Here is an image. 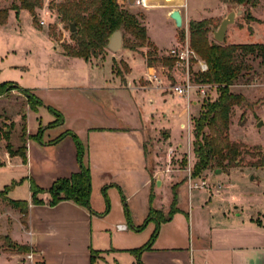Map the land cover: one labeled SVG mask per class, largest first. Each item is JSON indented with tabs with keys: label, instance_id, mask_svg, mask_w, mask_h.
<instances>
[{
	"label": "rangeland",
	"instance_id": "374dc122",
	"mask_svg": "<svg viewBox=\"0 0 264 264\" xmlns=\"http://www.w3.org/2000/svg\"><path fill=\"white\" fill-rule=\"evenodd\" d=\"M59 1L62 0H42V7L35 9L34 19L27 9L20 8L16 12L9 8L6 22L0 26V83H7L11 87L6 94L0 95V191L6 190L5 198L0 195V264H39L31 261L29 252H21L19 249V240L27 236L24 228L27 215H22L20 208L10 203V200L30 201L32 187L45 191L54 181L63 178L60 174H63V161L69 159L68 150H72L71 154L79 168L84 165L89 169V211L100 215L92 224L95 249L114 246L127 232L133 241L144 243H152L158 234L165 235L173 231L187 234L185 214L182 222L174 218L170 224L166 223L177 212L176 210L169 215L172 184L183 181L182 188H179L180 184L176 186V207L186 208L189 202L196 207L211 198L208 207L213 218L210 222L212 230L231 235L228 239L235 246L249 245L264 249V166H258L256 162L264 159V63L252 55L246 56L244 61L251 68L244 70L231 85V90L242 94L247 104L233 107L228 136L232 141L243 143L253 154L244 153L236 166L225 170L213 167L204 171L201 176L192 177V184H200L201 179L205 178L207 185L189 191L188 168L191 170L194 164L193 119L205 100L216 97V90L211 85L202 95L195 88L190 100L196 102L189 105L184 99L179 100L177 95L169 96L166 103H153L152 111L160 116L145 134L148 168L156 153L155 172L160 173L162 182L160 185L153 182L147 188L141 187L126 198L123 186L119 183L110 181L107 184L111 186L106 188L100 184L97 186L98 180L95 182V179L92 186L87 154L88 128L106 124L110 120L122 123L126 117H130V113L136 112L135 105L128 98V92L125 91L127 100L119 101L121 98L112 88L117 80H113L111 75L117 71H127L126 62L131 72L143 74L146 68L142 55L140 53L133 56L130 53L132 50L125 47L120 53L105 50L96 58L71 59L67 55L62 56L59 54L60 45L44 37L47 31L58 44L62 41L71 42L68 25L60 21L58 12L53 7ZM11 3L19 4V1L0 0V8L7 7V4L10 6ZM237 8L242 12L228 25L222 42H264V0H259L254 7L239 5L230 0H215L213 5L199 14L197 21L207 20L209 39H214L213 30L217 29L228 12ZM132 12H139L138 19L143 25L140 19L142 11L133 9ZM170 23H166L155 12L147 18L148 33L159 42L160 48H164L162 55H167L172 46L186 41L189 44V21H185L177 31ZM147 49L143 47L140 50L146 53ZM175 67L178 69L175 72L179 75L176 83H181L184 67L174 65L173 69ZM190 69L192 72L197 71L195 62L191 61ZM99 76L104 79L88 80ZM17 87L27 89L42 105L32 101L31 105L35 106L31 107L27 97ZM185 106H189L186 114L178 116L180 109ZM260 120L262 125L258 127ZM181 123L184 124L182 127ZM3 130L7 132V136L2 134ZM166 132L169 133L168 139H165ZM53 140L56 141L50 142ZM7 143L13 151L25 146L26 160L18 154L9 158L5 147ZM258 150L261 154L257 153ZM60 157L62 160H59ZM123 182L122 180L121 183ZM40 194L47 193H39L38 198L41 197ZM144 201L148 208L159 206L167 220L157 223L155 220L145 222L146 217L140 219ZM234 205H238L235 209L239 215H235ZM219 210L226 213L230 211L229 220L237 224L233 231L229 232L227 227L219 225L220 219L223 220L219 216ZM194 216L198 220L196 227L207 233L208 217L205 214L198 217L196 211ZM119 224L124 229L118 230ZM68 244L70 243L63 240L61 245L67 247ZM81 250L62 251L59 264H132L125 254L120 253L107 257V262L96 261L103 258L98 251L94 252L95 261L91 263L90 257H83ZM137 263L136 259L134 264Z\"/></svg>",
	"mask_w": 264,
	"mask_h": 264
},
{
	"label": "crops",
	"instance_id": "0c3cea01",
	"mask_svg": "<svg viewBox=\"0 0 264 264\" xmlns=\"http://www.w3.org/2000/svg\"><path fill=\"white\" fill-rule=\"evenodd\" d=\"M120 2L124 3L130 11L133 9L142 11L140 19L145 26L147 37L154 44L157 52L162 55L164 48H160L159 42L148 33V28L146 26L148 15L154 12L158 13L166 23L171 22L170 24L177 31L178 27L174 24L173 19L170 18V13L173 9H178L180 11L183 25L185 21L198 20L200 17L199 14L213 5L215 0H139L138 4L134 3L133 5L129 4L128 0H120ZM5 6L9 7L8 4ZM2 25L4 24H0V26ZM44 37L47 39L50 38L52 42L59 45L47 31ZM174 38L177 40L176 34H174ZM124 48L125 47L122 46L118 51L111 52L120 53ZM105 50L109 49L105 48ZM130 53L133 56H138L141 53L146 70L143 74L133 73L130 71V67L125 61L128 70L124 72H114V75H111L113 80H117L114 81L115 86H112V88L121 98L119 101L124 99L127 100L128 95L125 91L128 92V98L132 101V104L135 105L136 112L130 113V117H126V120L124 119L122 123L110 120L106 124L101 123L89 127L87 146L88 162L92 173V186H94L97 180V186L100 184L106 188L111 186V184H107L110 181L119 183L123 186V192L126 198L131 197V195L141 187L147 188L151 183L153 184V182L160 185L162 182L160 173L155 172L156 153L153 155L151 167L148 168L146 158L147 141L145 134L146 131L151 130L154 120L160 116L159 113H154L152 111L153 103L157 101L166 103L169 96L177 94L172 93L169 89L158 88L156 86L157 83L155 81H148L147 77L150 73H155L159 78V83L163 87L168 86L170 83H176L179 78L177 74L178 69L176 67L174 70V66L172 68L163 65L148 66L144 52L141 50H132ZM59 54L65 56L61 49ZM66 57L71 59L76 58L71 56ZM122 60L123 59H121V61ZM103 79V76H99L90 77L88 80ZM177 96L179 100L184 99L187 103L184 96ZM191 96L192 94L190 98ZM195 102V100H191V104ZM188 109L189 106L180 109L178 116L186 114ZM163 116H165V114H163ZM183 125L184 124L181 123L180 126L182 127ZM168 137L169 133L166 132L165 139H168ZM151 146L153 148L152 143ZM71 152L72 150H68L69 159L62 163L61 170L63 174H60V177H69L72 173L79 170L75 157ZM6 154L9 158L12 157L7 151ZM59 160H62L61 157ZM122 180L124 181L123 183H121ZM178 183L180 184L179 188H182L184 181ZM215 193L219 194V192ZM40 196L39 199L43 201L41 204H32L31 198L30 201H28L27 221L24 226L27 236L19 240V244L29 247L31 261L34 263L59 264V256L62 254V251H74L80 248L85 258L91 256L92 250L102 253L103 258L96 259V261L100 260L102 262H107V257L120 253L125 254L128 260H131L132 264H134L136 259L138 261L137 264H264L263 247H251L249 245L235 246L231 242V239H228L231 235L216 233L212 230L210 222L213 218L208 207L211 198L196 207H193L190 202L186 208L177 206V212H175L170 219H166L167 221L165 220L168 224H170L174 218L182 222L183 214H185L186 223L188 225L187 234L181 233V231H173L165 235L158 234L148 248L136 254L133 250L141 247L145 243L133 241L128 232L123 239L119 243L114 244V246L105 249H95L94 247H96V245L93 242L94 230L92 224L96 219L100 218V215L90 212L87 208L77 205L71 200H61L55 205H49V195L40 194ZM91 202L93 203V198H91ZM141 206V210L143 211L140 219L147 218L150 207L148 208V206L145 205V201ZM237 206L238 205H234V209ZM153 209L155 211H161V208L157 205H155ZM195 211L198 217L204 214L206 218L208 217L209 228L207 233L201 230V228L196 227L198 220L195 219ZM219 211H221L219 212V216L223 220L229 221L225 222L219 217V225L227 227L229 232L233 231L237 227V224L229 220L228 214H230V211H227V213L223 210ZM234 212H236L235 215H239L237 209H235ZM205 219L204 221H206ZM150 220H155L157 222L155 218ZM250 220L253 221L252 218ZM214 227L216 228L217 226L215 225ZM117 229L122 230L124 227H117ZM247 238L249 239V236H247ZM63 240L70 244H68L67 247H63L64 245H61Z\"/></svg>",
	"mask_w": 264,
	"mask_h": 264
},
{
	"label": "trees",
	"instance_id": "16d2710c",
	"mask_svg": "<svg viewBox=\"0 0 264 264\" xmlns=\"http://www.w3.org/2000/svg\"><path fill=\"white\" fill-rule=\"evenodd\" d=\"M18 1L19 4L12 3L9 7L0 8V24L6 22L9 8L15 9L16 12L20 8L27 9L34 19L35 9L41 8L43 5L42 0ZM230 1L250 7H254L259 2V0ZM53 7L58 12L60 21L64 22L65 25L74 22L76 26L75 30L69 33L71 42L62 41L59 43L62 52L67 56L88 59L103 54L111 33L116 29H120L123 35L124 47L133 51H139L143 47L148 48L145 53L148 66L160 64L172 68L175 65V57L168 54L157 55L156 47L148 39L146 29L138 19L140 15L130 11L120 0H62L55 3ZM246 9L248 10V8ZM208 32L207 20L189 21V47L207 65L206 71L192 72V75H194L192 80L196 83L213 85L216 90V97L213 100H205L198 115L193 119L192 152L194 164L191 168L192 177L201 176L204 171L213 167L225 170L236 166L244 153L253 154L243 143L232 141L228 136L230 114L233 107L247 104V100L242 94L231 90V85L244 70L251 68L244 61L246 56L252 55L264 63V42L224 44L209 39ZM10 88L7 83H0V95L6 94ZM17 88L27 97L31 107L35 106L31 105L32 101L35 104L42 105L41 101L34 98L27 89ZM60 121L61 116L59 115V123ZM2 134L7 136V132L4 130ZM5 147L10 156L18 154L23 160H26L25 146L20 147L17 151L11 150L8 143ZM257 153L261 154L259 150ZM78 157L80 158V151ZM256 162L258 166H264V159H258ZM178 184L172 185V202L169 215L177 210L176 186ZM90 190L89 169L84 165H80L77 172L72 173L69 177L57 179L45 191L38 187H32L31 203L41 204L43 201L37 195L46 192L50 197L49 205H55L61 200H71L77 205L90 210ZM5 193L6 190L0 191V195L3 197ZM10 203L18 206L22 215H27L28 201L10 200ZM152 218H155L157 223L167 219L161 211H155L150 207L145 222ZM155 236L156 232L153 234V237ZM19 246L21 252L30 251L27 245L19 244ZM149 246L150 242L133 251L138 254ZM94 252L91 251V263L95 261Z\"/></svg>",
	"mask_w": 264,
	"mask_h": 264
},
{
	"label": "built area",
	"instance_id": "2783aa9c",
	"mask_svg": "<svg viewBox=\"0 0 264 264\" xmlns=\"http://www.w3.org/2000/svg\"><path fill=\"white\" fill-rule=\"evenodd\" d=\"M135 3L138 4L139 0H135ZM42 24L43 22L40 21ZM168 55L175 57V66L178 67H184L183 72V81L181 83H170L168 86L163 87L159 83V78L155 73H150L147 77L148 81H155L157 84L156 86L158 88H164L169 89L172 93L184 96L187 100V104L191 103L190 95L194 92V89H198V91L204 95L205 90L211 86L210 84H204V83H196L192 80V71L190 69V63L191 61L195 62L197 65V71L203 72L207 70L206 63L201 60L194 51L189 47L188 42L180 43L179 45H176L169 49ZM192 176H191V170L188 168V174H187V185L188 190L190 191L192 188H196L199 186H205L207 185L206 179L202 178L200 181V184L193 183L192 184ZM118 228H123V225H117ZM29 258H31V254L28 255Z\"/></svg>",
	"mask_w": 264,
	"mask_h": 264
},
{
	"label": "water",
	"instance_id": "95a60500",
	"mask_svg": "<svg viewBox=\"0 0 264 264\" xmlns=\"http://www.w3.org/2000/svg\"><path fill=\"white\" fill-rule=\"evenodd\" d=\"M128 3L133 5L135 3V0H128ZM241 12H242V10L240 8L232 10V11L228 12L227 15L220 21L217 29L213 30V38L217 42H222L223 41L228 25L233 23L234 20H235V17L237 15H239ZM170 18L173 19L174 24L176 25V27L181 28V26H182V17H181L180 11L178 9H173L171 11ZM68 27H69L68 28L69 32H73L75 30L76 26H75L74 22H70L68 24ZM122 45H123L122 31L120 29H116L109 36L106 48L109 49L112 52H116L119 49H121ZM260 125H262V121L261 120L258 121V123H257L258 127ZM217 172H219V171L217 170Z\"/></svg>",
	"mask_w": 264,
	"mask_h": 264
}]
</instances>
